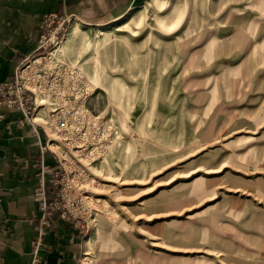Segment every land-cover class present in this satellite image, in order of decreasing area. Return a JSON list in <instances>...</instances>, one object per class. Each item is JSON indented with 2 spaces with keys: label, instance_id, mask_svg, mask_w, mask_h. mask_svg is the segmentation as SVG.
<instances>
[{
  "label": "rangeland",
  "instance_id": "obj_1",
  "mask_svg": "<svg viewBox=\"0 0 264 264\" xmlns=\"http://www.w3.org/2000/svg\"><path fill=\"white\" fill-rule=\"evenodd\" d=\"M51 32L21 69L79 264H264V0H148Z\"/></svg>",
  "mask_w": 264,
  "mask_h": 264
},
{
  "label": "crops",
  "instance_id": "obj_2",
  "mask_svg": "<svg viewBox=\"0 0 264 264\" xmlns=\"http://www.w3.org/2000/svg\"><path fill=\"white\" fill-rule=\"evenodd\" d=\"M148 0H0V83L10 81L17 66L39 47L41 25L51 14L74 15L88 22H107ZM43 128L24 119L16 106L0 105V264H30L43 210L36 192L41 166L48 196L56 157L41 152ZM51 197V196H50ZM52 198V197H51ZM47 225L39 256L41 264H79L84 231L60 208L46 213Z\"/></svg>",
  "mask_w": 264,
  "mask_h": 264
},
{
  "label": "built area",
  "instance_id": "obj_3",
  "mask_svg": "<svg viewBox=\"0 0 264 264\" xmlns=\"http://www.w3.org/2000/svg\"><path fill=\"white\" fill-rule=\"evenodd\" d=\"M72 17H76L74 15H62L58 16L55 14H51L47 16L41 25V36L39 42V48L43 45V40L46 38V32L50 27L53 32H51L52 42L58 40L60 34L65 30L67 24L70 22ZM50 42V43H52ZM48 42L43 45L44 47H48ZM31 57V56H30ZM27 57L25 60L29 59ZM24 60V61H25ZM23 61V62H24ZM21 62L14 73L13 78L7 82L0 83V105L6 104L9 106H16L20 108L23 112L24 119L29 123H32L34 126L35 133H38V127L43 128L46 133L47 141L45 145L41 146V152L44 153L45 150L50 149V135L46 130V127L40 122H36L34 120V112L37 109V105L35 104V91L31 89L25 82L23 76V70L21 69ZM49 122H47L48 124ZM50 125L54 127V129L64 134L69 129L68 118L64 116V114H60V112H54L51 114ZM53 151V150H52ZM55 152V151H54ZM41 183L39 189L36 192V197L40 201V207L43 210L42 222L38 229V234L34 241V246L32 250V258L30 264H41V258L39 256L40 248L43 244V238L45 235V226L47 225L46 213L53 208H58L59 204L57 202H48L46 184H45V176L47 173V168L42 163L41 169Z\"/></svg>",
  "mask_w": 264,
  "mask_h": 264
},
{
  "label": "bare ground",
  "instance_id": "obj_4",
  "mask_svg": "<svg viewBox=\"0 0 264 264\" xmlns=\"http://www.w3.org/2000/svg\"><path fill=\"white\" fill-rule=\"evenodd\" d=\"M105 26H109V24H106ZM104 29H106L105 27L104 28H102L101 30H100V33H104ZM75 31V29H73L72 31H71V33H73ZM36 121L38 122V120H37V118H36ZM86 246L88 247L87 248V250H89V247L92 245V243H93V236L92 235H89L88 237H87V239H86Z\"/></svg>",
  "mask_w": 264,
  "mask_h": 264
}]
</instances>
